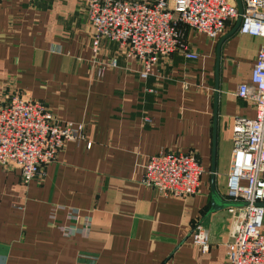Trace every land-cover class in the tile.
Here are the masks:
<instances>
[{"label":"crops","instance_id":"crops-1","mask_svg":"<svg viewBox=\"0 0 264 264\" xmlns=\"http://www.w3.org/2000/svg\"><path fill=\"white\" fill-rule=\"evenodd\" d=\"M232 29L215 41L188 29L198 60L160 59L147 79L102 40L99 58L117 55L119 67L96 80L87 0H0V104L17 93L58 123L84 125V140L65 143L41 178L24 184L18 169L0 166V264H229L227 206L239 203L227 195L232 132L236 119L255 115L237 89L250 83L264 44L237 30L217 66ZM162 152L196 154L198 194L164 197L142 184ZM197 224L206 251L191 243ZM69 225L78 232L64 235Z\"/></svg>","mask_w":264,"mask_h":264},{"label":"built area","instance_id":"built-area-1","mask_svg":"<svg viewBox=\"0 0 264 264\" xmlns=\"http://www.w3.org/2000/svg\"><path fill=\"white\" fill-rule=\"evenodd\" d=\"M242 5L241 35L264 39V0H239ZM93 29L90 62L94 79L119 67L117 55H101V41L118 45L124 58L136 61L139 76H152L160 59L174 54L194 62L198 54L186 40L191 29L215 41L239 18L237 0H87ZM237 96L254 105V118H238L232 132V165L227 195L241 207H230L229 264H264V44L259 48L250 83L237 89ZM84 140V125L58 123L46 106L17 93L0 104V166L20 171L24 184L43 177L67 142ZM90 147V144L87 145ZM202 168L193 152H162L144 166L142 184L164 197L185 199L200 192ZM68 219L79 221L77 210ZM64 235L78 232L75 225L59 227ZM208 234L197 224L191 243L208 249Z\"/></svg>","mask_w":264,"mask_h":264},{"label":"water","instance_id":"water-1","mask_svg":"<svg viewBox=\"0 0 264 264\" xmlns=\"http://www.w3.org/2000/svg\"><path fill=\"white\" fill-rule=\"evenodd\" d=\"M237 6H238L239 15H240L239 18H238L237 21L235 22V24H234L233 29L231 30V32H229L227 35H225L224 37H222V38L220 39L218 45H217V66H218V62H219V56H220V48H221V45L223 44L224 40H225L227 37H229V36H231L232 34H234V33L238 30V28H239V26H240V22H241V14H242V5H241V3H240L239 0H237ZM241 206H244V204H243V203H237V204H236V203H235V204L231 203V204H229V205L227 206V209L230 208V207H241ZM262 206L264 207V204H262Z\"/></svg>","mask_w":264,"mask_h":264},{"label":"rangeland","instance_id":"rangeland-1","mask_svg":"<svg viewBox=\"0 0 264 264\" xmlns=\"http://www.w3.org/2000/svg\"><path fill=\"white\" fill-rule=\"evenodd\" d=\"M188 29L186 28L185 30H184V35H185V37H186V31H187ZM195 32V31H194ZM169 58V57H168Z\"/></svg>","mask_w":264,"mask_h":264},{"label":"trees","instance_id":"trees-1","mask_svg":"<svg viewBox=\"0 0 264 264\" xmlns=\"http://www.w3.org/2000/svg\"><path fill=\"white\" fill-rule=\"evenodd\" d=\"M233 26H234V25H233ZM233 26H232V27H233Z\"/></svg>","mask_w":264,"mask_h":264}]
</instances>
